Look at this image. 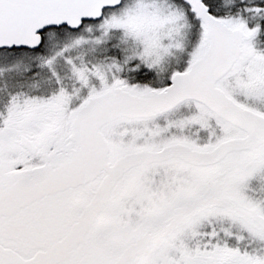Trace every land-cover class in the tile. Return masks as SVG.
Here are the masks:
<instances>
[{"label":"snow or ice","instance_id":"6c2138e0","mask_svg":"<svg viewBox=\"0 0 264 264\" xmlns=\"http://www.w3.org/2000/svg\"><path fill=\"white\" fill-rule=\"evenodd\" d=\"M0 264H264V0H0Z\"/></svg>","mask_w":264,"mask_h":264}]
</instances>
